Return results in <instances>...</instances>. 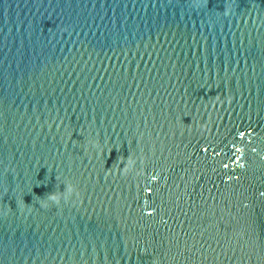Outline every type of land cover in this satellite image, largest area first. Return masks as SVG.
Returning <instances> with one entry per match:
<instances>
[{"label": "water", "instance_id": "1", "mask_svg": "<svg viewBox=\"0 0 264 264\" xmlns=\"http://www.w3.org/2000/svg\"><path fill=\"white\" fill-rule=\"evenodd\" d=\"M0 264H264V0H0Z\"/></svg>", "mask_w": 264, "mask_h": 264}, {"label": "clouds", "instance_id": "2", "mask_svg": "<svg viewBox=\"0 0 264 264\" xmlns=\"http://www.w3.org/2000/svg\"><path fill=\"white\" fill-rule=\"evenodd\" d=\"M95 146V145H94ZM48 199H52V200H55L56 199V197L54 196V195H51V194H49L48 195ZM42 200H44V199H42ZM49 205L46 203V204H44V205H41V207H48Z\"/></svg>", "mask_w": 264, "mask_h": 264}]
</instances>
